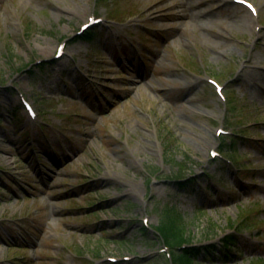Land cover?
<instances>
[{
    "label": "rangeland",
    "instance_id": "obj_1",
    "mask_svg": "<svg viewBox=\"0 0 264 264\" xmlns=\"http://www.w3.org/2000/svg\"><path fill=\"white\" fill-rule=\"evenodd\" d=\"M182 1L0 0V264H264V0Z\"/></svg>",
    "mask_w": 264,
    "mask_h": 264
},
{
    "label": "trees",
    "instance_id": "obj_2",
    "mask_svg": "<svg viewBox=\"0 0 264 264\" xmlns=\"http://www.w3.org/2000/svg\"><path fill=\"white\" fill-rule=\"evenodd\" d=\"M98 34V28L90 29L85 33L81 39L85 42H92ZM225 143V142H224ZM229 145H225L228 150L231 152L236 151L237 140L233 137L230 138ZM171 215L166 223H163L162 226L158 228V233L162 236L164 242L168 244L170 247L177 249L176 252H173V260L174 264H196L197 259L202 253H205L206 248L203 249H192L186 248L181 249L188 241L184 235V227L181 225V216L175 212ZM144 231L146 229L143 228ZM225 250L224 252L227 257L228 253H232L238 245L237 237H231L227 239L224 243ZM216 248H213V251H206L208 255H214Z\"/></svg>",
    "mask_w": 264,
    "mask_h": 264
},
{
    "label": "bare ground",
    "instance_id": "obj_3",
    "mask_svg": "<svg viewBox=\"0 0 264 264\" xmlns=\"http://www.w3.org/2000/svg\"><path fill=\"white\" fill-rule=\"evenodd\" d=\"M182 2H183L184 5L188 4L189 6L199 5V4H196V3H198V1H195V3H191L188 0H186V1L184 0ZM210 12H212V11H210V10L206 11V10L203 9V10H200V11L198 10L195 13L203 15V14H208ZM131 82H134V81L131 80ZM127 91H130V89H127Z\"/></svg>",
    "mask_w": 264,
    "mask_h": 264
}]
</instances>
